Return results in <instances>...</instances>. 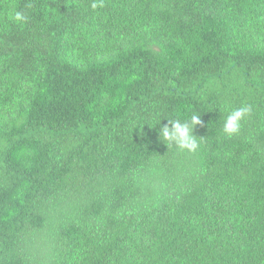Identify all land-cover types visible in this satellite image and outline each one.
Masks as SVG:
<instances>
[{
  "label": "trees",
  "instance_id": "obj_1",
  "mask_svg": "<svg viewBox=\"0 0 264 264\" xmlns=\"http://www.w3.org/2000/svg\"><path fill=\"white\" fill-rule=\"evenodd\" d=\"M93 2L0 0V264H264V0Z\"/></svg>",
  "mask_w": 264,
  "mask_h": 264
},
{
  "label": "clouds",
  "instance_id": "obj_2",
  "mask_svg": "<svg viewBox=\"0 0 264 264\" xmlns=\"http://www.w3.org/2000/svg\"><path fill=\"white\" fill-rule=\"evenodd\" d=\"M91 7L93 10L98 7H103V0H96V2L92 3ZM9 18L19 25H23L27 21V17L24 13L15 9L10 12ZM251 111L252 108L250 105H242L228 112L223 121V133L227 138H232L239 134L242 122L250 115ZM162 120L158 122L157 126L161 125ZM166 120L167 124L159 127V140L167 147H174L181 152H197L200 148V139L193 133L196 126L202 125L203 123L201 115L193 113L189 118L183 120L180 118Z\"/></svg>",
  "mask_w": 264,
  "mask_h": 264
}]
</instances>
